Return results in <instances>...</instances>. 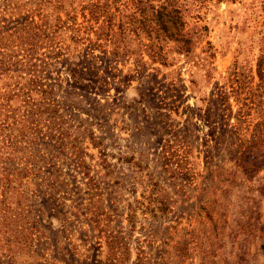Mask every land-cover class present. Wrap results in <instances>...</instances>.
Segmentation results:
<instances>
[{"label":"rangeland","instance_id":"1","mask_svg":"<svg viewBox=\"0 0 264 264\" xmlns=\"http://www.w3.org/2000/svg\"><path fill=\"white\" fill-rule=\"evenodd\" d=\"M88 1L0 0V264H264V0H147L187 51Z\"/></svg>","mask_w":264,"mask_h":264},{"label":"trees","instance_id":"2","mask_svg":"<svg viewBox=\"0 0 264 264\" xmlns=\"http://www.w3.org/2000/svg\"><path fill=\"white\" fill-rule=\"evenodd\" d=\"M113 4L114 0H89L85 7L87 9V14H83L82 17L85 22H89L90 20L96 21L100 18V23H97L95 28L89 27L87 24H85L82 29L79 27H72V33L75 35L79 32L84 33L82 38H84L86 42H91V38L88 36L90 32L94 35V40H96V38L100 37V35L105 32L104 30L107 27V33L110 32V35H115L117 33L114 29V17L116 14V26H119L118 29L121 30L122 34L130 32L137 36L139 32H143L150 37L154 34L152 36L155 38L166 37L178 42V49H182L184 51L188 50V39L186 38V32L180 27L181 23L178 17L179 11L175 7V1H173V4L163 3L154 7L147 0H130L129 2L123 4V8L126 11H123L121 7L117 5L114 6ZM117 13H119L120 16H118L119 14ZM151 14L152 16H150ZM26 27V21H24L18 30ZM35 34L36 33L31 34V39L35 36ZM73 37L74 36L72 35V38ZM96 45L99 46L98 44ZM116 47L113 49L115 53L118 52ZM62 49L64 48L58 46L57 53H60ZM83 50L84 51L81 53L80 51L77 52L79 58H82V61L92 62L93 59H96L97 56L93 53V47L85 45ZM149 50L156 54L153 49L150 48ZM114 52L113 54H115ZM260 64L261 60L258 59L256 62V75H262V68L260 67ZM39 67L41 68L43 65H39ZM83 68L89 69V67H86L85 65H83ZM76 69L77 65L70 68L71 71L77 72ZM36 73V75L42 73L41 69H38V72ZM38 86L39 90V88L42 87V83H39ZM40 91L43 90L40 89Z\"/></svg>","mask_w":264,"mask_h":264}]
</instances>
